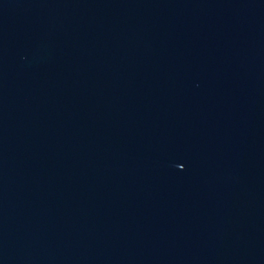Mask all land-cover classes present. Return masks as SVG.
<instances>
[{
    "label": "water",
    "instance_id": "obj_1",
    "mask_svg": "<svg viewBox=\"0 0 264 264\" xmlns=\"http://www.w3.org/2000/svg\"><path fill=\"white\" fill-rule=\"evenodd\" d=\"M0 264H264V0H0Z\"/></svg>",
    "mask_w": 264,
    "mask_h": 264
}]
</instances>
